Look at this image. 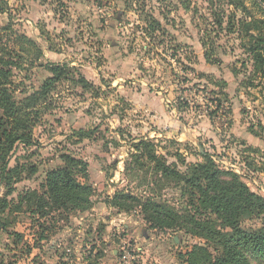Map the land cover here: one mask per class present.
Masks as SVG:
<instances>
[{
	"label": "rangeland",
	"instance_id": "rangeland-1",
	"mask_svg": "<svg viewBox=\"0 0 264 264\" xmlns=\"http://www.w3.org/2000/svg\"><path fill=\"white\" fill-rule=\"evenodd\" d=\"M240 2L259 16L250 0ZM240 2L6 0L0 43L20 61L9 86L16 102L40 89L51 64L70 72L30 109L32 144H18L9 160V167H23L12 194L0 183V200L8 203L0 212V264H186L193 246L206 245L202 239L151 230L139 209L111 206L115 193L124 192L157 195L180 213L191 209L179 187L156 185L149 159L132 157V143L140 140L180 171L181 161L201 163L208 155L264 199V77L248 51L252 41L238 25L246 17L232 4ZM8 24L11 30L3 31ZM15 35H25L37 50L14 45ZM208 51L218 64L206 62ZM79 74L93 91L80 87ZM221 89L229 113L219 110L209 119ZM180 102L186 104L182 111L176 109ZM64 155L88 164L92 206L47 210L43 218L32 217L25 205L10 213L19 194H41L47 173L62 166Z\"/></svg>",
	"mask_w": 264,
	"mask_h": 264
},
{
	"label": "trees",
	"instance_id": "trees-1",
	"mask_svg": "<svg viewBox=\"0 0 264 264\" xmlns=\"http://www.w3.org/2000/svg\"><path fill=\"white\" fill-rule=\"evenodd\" d=\"M250 1L257 9L258 17L251 14L242 2L232 6L235 5L236 10L240 8V12L246 17L238 21V25H241L245 36L252 41L248 51L255 63L256 72L264 77V0ZM5 5L6 0H0V14L7 13ZM2 30L10 31V24L2 27ZM2 36L0 35V42ZM17 42L22 46L26 43L30 48L37 50L36 44L25 35H15L14 45ZM5 49L6 47L0 43V183L5 186L9 195L14 190L13 185L21 180L23 171L22 166L9 167L11 154L18 144L24 146L32 144L30 109L39 99L48 96L55 84L66 78L70 69L66 65L51 64L49 67L51 77L46 79L33 95L18 103L9 86L11 69H20V61H14L11 57L12 52ZM20 50L26 51V48L20 47ZM14 56L20 58L18 54L14 53ZM204 58L207 63H219L211 58L209 51L205 52ZM186 70L194 73L193 69ZM77 83L82 89L93 91V85L80 74ZM220 97L222 99H216V109L208 113L209 119L215 117L219 110L229 113L230 104L227 107L222 105L228 99L222 89ZM182 106L186 104L181 103L176 109L182 111ZM78 135L81 138L89 137V133L84 131H78ZM170 143L179 144L177 141ZM132 144L135 148V155L132 154V157L136 162L149 159L154 164L152 174L156 185L179 187L181 198L191 209L181 210L180 213L157 195L138 197L124 192L115 193L111 206L122 212L139 209L151 230L183 231L187 235L202 239L206 245L193 246L187 253L186 264H250L247 255L264 261V199L251 192L236 173L221 170L208 155H203L204 160L201 163L185 164L181 161L185 168L184 171H180L176 163L168 165L163 156L157 155L151 143L140 140ZM80 179L84 182L81 183ZM87 179L88 164L64 155L62 166L47 173L41 186V194L36 191L19 194L18 203L10 204V213L21 212L23 205L26 206V212L38 218L46 217L49 214L47 210L86 211L92 206L90 198L93 193L92 187L86 183ZM7 206L5 200H0V212ZM252 220H258L260 226L245 227L244 222ZM15 237L14 242L18 243L21 235L16 234ZM40 238L44 239L43 235Z\"/></svg>",
	"mask_w": 264,
	"mask_h": 264
}]
</instances>
